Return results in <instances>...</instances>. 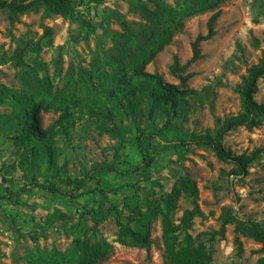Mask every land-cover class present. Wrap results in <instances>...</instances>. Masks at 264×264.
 Segmentation results:
<instances>
[{"label":"rangeland","instance_id":"1","mask_svg":"<svg viewBox=\"0 0 264 264\" xmlns=\"http://www.w3.org/2000/svg\"><path fill=\"white\" fill-rule=\"evenodd\" d=\"M80 9L74 19L31 12L13 25L0 11V264H76V239L110 246L97 264H166L184 251L187 236L194 247L202 242L212 249L210 264H257L264 256L260 244L240 236L238 254L233 225L224 227L221 240L208 238L219 230L224 209L264 227V152L245 173L233 175L234 166L210 149L172 144L204 135L215 119L238 113L235 89L264 49V0H222L213 9L205 0H99ZM216 11V35L201 44V59L186 70L193 94L181 97L167 117L155 104L158 90L150 76L178 85L169 73L174 56L181 64L191 58V43L206 34ZM254 99L264 102V78ZM34 103L50 105L38 112L41 130L71 115L52 140L25 137L27 108ZM165 123L166 130L146 144L145 170L98 175L83 189H104L106 200L99 193L72 200L34 187L8 197L32 181L68 192L74 186L69 179H83L94 167L130 169L139 160L140 131L155 132ZM222 143L234 155L264 148V122L251 132L231 131ZM174 179L195 187L197 210L183 190L174 207L166 206ZM100 202L102 211L109 204L122 208L123 226L136 237L147 234L148 254L119 242L134 238L112 216L93 224L84 213Z\"/></svg>","mask_w":264,"mask_h":264},{"label":"trees","instance_id":"2","mask_svg":"<svg viewBox=\"0 0 264 264\" xmlns=\"http://www.w3.org/2000/svg\"><path fill=\"white\" fill-rule=\"evenodd\" d=\"M222 0H205V7L213 9L217 2ZM99 0H0V11H4L7 15L9 24L13 25L19 21V17L31 12L37 13L43 11V16L47 17L50 14L65 18L74 19L77 15L83 11L80 9L83 5L90 3H98ZM220 16V11L214 12L207 21V32L202 35L199 34L191 43V58L184 64H181L178 57L174 56L172 64L169 66V73L176 78L178 85L164 83L159 76H150L157 87L158 92L154 95L155 104L161 107L167 117H170L171 113H174L178 107L181 97L190 96L193 91L187 88V82L192 77L191 73H187L188 67L201 59V44L208 40H211L215 35V24ZM49 30L46 29L48 35ZM257 44V41L255 40ZM264 78V49L261 50L260 56L257 62L251 65L245 75L242 77L240 83L235 89V93L239 100V111L237 114L224 118H217L214 121L213 128L204 135L193 136L189 140H180L173 143V147L178 149L179 147H187L193 145L196 147H205L210 149L216 159L222 163L232 164L234 170L233 175L243 174L249 168V166L259 158L260 154L264 152V148L256 149L251 154L234 155L230 149L226 148L222 141L224 136L239 128H244L246 131H253L263 125L264 122V102L258 103L254 97L258 92V81ZM50 107L49 104L40 105L34 103L27 108L28 122L25 126V137L28 140H36L39 142H46L52 140L57 130L65 128L70 122L71 115L68 113L62 114L58 119L48 126L45 130L40 129V119L38 112L40 109L45 111ZM166 130V123L162 128L157 129L155 132H142L140 131L136 145L139 151L138 162L130 169H120L116 164L94 167L89 173L85 175L83 179H69V184H73V189L65 192L55 185H44L32 181L29 185L19 188L14 192H9L8 197L10 200H14L20 194L27 191L29 187H34L38 190L49 192L53 195H59L68 197L72 200L85 197L87 194L99 193L105 200L107 199V193L104 189L96 188L94 191L84 192L83 189L89 181L95 180L98 175H104L109 173H115L120 176H127L134 173L136 170H145L149 166L147 161L148 154L146 144L150 143L158 134H162ZM118 155V154H117ZM3 182H5L3 180ZM184 191L187 197L192 202L194 209L197 210L196 196L197 190L195 187L189 186L182 179H174L170 188L167 191L165 204L168 208H172L175 205L176 196L180 191ZM127 206V205H125ZM98 208L85 212V215L91 217V220L95 226L99 223V218H106L112 216L117 226L124 228L133 235V243L129 244L124 238H120L119 242L123 245L141 246L147 254L150 249V241L147 234L142 238H138L134 235L133 231L123 226V209L116 205L109 204L102 211L104 203H98ZM224 212L220 216L221 225L217 232H212L209 235L208 241L213 242L216 235L221 240L224 236V227L227 225H233V231L235 234L234 242L238 254L242 253V243L239 239L240 236L248 237L260 244V252L264 254V227L254 220H241L237 216L233 215L231 210L224 209ZM191 215L190 211H187L182 218L183 229L188 228L189 221L188 216ZM168 230L164 231L165 245L169 253L172 250L169 243ZM186 238V247L179 257L172 258L171 263L166 264H210L213 251L212 249H206L205 245L201 242L198 246L194 247ZM74 248L78 252V263L76 264H97L102 261L110 252V246L106 243L91 245L88 240L76 239L74 242ZM171 254V253H170ZM177 260V261H175ZM257 264H264V256L260 257Z\"/></svg>","mask_w":264,"mask_h":264}]
</instances>
